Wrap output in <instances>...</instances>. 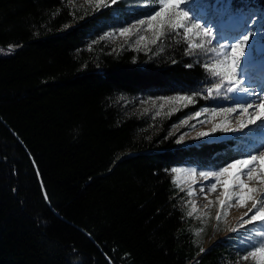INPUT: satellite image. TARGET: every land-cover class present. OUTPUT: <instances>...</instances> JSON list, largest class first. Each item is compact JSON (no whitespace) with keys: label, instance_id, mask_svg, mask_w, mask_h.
Listing matches in <instances>:
<instances>
[{"label":"trees","instance_id":"16d2710c","mask_svg":"<svg viewBox=\"0 0 264 264\" xmlns=\"http://www.w3.org/2000/svg\"><path fill=\"white\" fill-rule=\"evenodd\" d=\"M125 4L78 15L63 0H0V264H232L238 257L228 238L195 246L169 171L221 167L243 156L237 139L183 145L165 129L149 137L145 120L117 102L120 94L199 95L210 83L204 63L175 47L147 57L85 49L109 23L158 9ZM250 6L261 12L264 0H230L227 12Z\"/></svg>","mask_w":264,"mask_h":264},{"label":"rangeland","instance_id":"374dc122","mask_svg":"<svg viewBox=\"0 0 264 264\" xmlns=\"http://www.w3.org/2000/svg\"><path fill=\"white\" fill-rule=\"evenodd\" d=\"M63 1L75 14L85 15L108 3L110 4L112 0H101L99 6L97 0ZM123 1L126 3L125 7L128 8L151 3V0ZM229 1L214 0L210 4L208 0H196V3L192 4V0H183L180 4L181 9H187L191 5L192 10L202 17L198 21L201 24V29L193 30L187 39L184 37V28L175 30L165 26L163 30H160L157 25L154 29L149 30L147 26L148 17L145 16L130 22L122 20L123 24L119 26L109 23L103 32L91 34L86 39L85 49L91 55H97L101 52L114 53L121 50H132L147 57L175 47L192 60L201 61L205 64L218 62L223 59V56L217 57L215 53H212L210 60L202 48L189 49V43L200 44L202 38L206 39L202 32L204 27L212 26L214 38L219 36L231 39V34L238 30H242L243 34H248L250 42L253 39L257 41L256 47L254 53L248 57L246 76L238 79L236 89L232 93L227 92L226 81L222 82L221 90L217 93L215 84L221 83L220 78H213L208 73L210 83L199 95L174 94L152 97L143 94L137 96L120 94L117 97L122 113L145 120L144 131L149 137H153L165 129V137L174 135L177 143L188 145L227 135L234 137L235 134H239V136L236 135L238 146H241L240 149L243 153L240 158H246L248 154L264 152V121H257L256 124L247 125L243 128L238 124L239 119H247V116L241 117L239 115L242 107L247 106L250 102L253 103V108L250 109L249 114H254L257 100L264 101V39L257 35L258 32L264 31V10L258 12L256 7L250 6L249 12H243L239 9L231 15L226 11ZM172 2L175 3V0ZM141 19L145 20L143 26L139 24ZM124 27L131 29L127 36L120 35ZM209 89L212 91L209 92ZM180 96H190L192 99L191 101H181L178 99ZM197 104L203 106L192 110V107ZM229 108H235L237 111L226 112L225 109ZM197 111L201 113L199 117L195 116ZM214 112L217 114L213 115ZM225 123L230 129L229 131L218 128L216 132H212L214 125H224ZM201 132H207L209 135L202 137L200 136ZM228 163L221 167L227 166ZM261 166L264 167V161H261ZM174 167L180 168L182 171L179 173L171 172ZM221 167L183 164L173 166L169 171L176 188L182 192L183 205L187 208V215L192 219L191 227L195 246L203 250L218 239L228 238L231 239L230 242L238 255L237 259L231 260L230 263H254L251 259L243 260L240 253H244L252 244L260 242L261 238L256 237L255 233L264 230V223H241V218L249 219L251 214L248 213V210L252 207V200L259 201L261 195L264 194V185L259 184L257 180L249 181L246 175L242 176L243 182L248 187L256 188L257 191L251 194V199H247L244 205L240 206L234 199L235 196L239 195V189L237 187L230 188L234 182L230 181L229 177L235 173L234 169L220 178V183L217 184L214 191L211 190V184L215 183V178L205 179L199 174L201 171H219ZM226 188H230L233 199L227 200L222 196ZM189 190H191V196L188 195ZM220 201H223V204Z\"/></svg>","mask_w":264,"mask_h":264},{"label":"snow or ice","instance_id":"6c2138e0","mask_svg":"<svg viewBox=\"0 0 264 264\" xmlns=\"http://www.w3.org/2000/svg\"><path fill=\"white\" fill-rule=\"evenodd\" d=\"M116 0H112L115 3ZM183 0H151V5H158V10L149 11L146 13L147 26L149 30L154 29L155 26H159L160 30H163L165 26L169 29H181L184 28V37L188 38V35L193 30L201 29V24L198 22L202 17L192 10V6L189 5L187 9H181L180 4ZM98 6L101 0H97ZM196 0H192V4H195ZM150 6L148 4L145 5ZM139 24L143 26L145 20L141 19ZM131 32L129 27H124L120 32L121 36H127ZM203 37L200 44L189 43V49L202 48L205 54L209 56L211 60V54L215 53L217 57L223 56L222 60L218 62H208L204 64L207 72L210 73L211 77H219L221 83L215 84V91L219 93L222 87V82H227V92L232 93L236 89L237 81L239 78L246 76V68L249 63L248 57H250L255 50L257 41L253 39L250 42V36L243 34L242 30L234 31L231 34V39H225L222 37H215L212 31V26L208 25L202 29ZM257 35L264 39V31L258 32ZM144 39V37H141ZM247 49V52H246ZM212 89H209L211 92ZM181 101L189 100L190 96L178 97ZM253 108V103H248L240 109L239 115L241 117L247 116V119H239L238 124L241 128L247 125L256 124L257 121H264V101L257 100L255 104L254 114H249L250 109ZM226 112H236L235 108L225 109ZM217 113H213L216 115ZM201 113L197 111L196 117H199ZM218 128H223L224 131H229L226 123L224 125H214L212 132H216ZM209 133L201 132L200 136H208ZM261 161H264V152L259 154H248L246 158L236 159L234 162H230L227 166L221 167L219 171H201L199 174L201 177L208 179L209 177L215 178V183L211 184V190L214 191L220 178L229 173L230 170L234 169L235 173L229 177V180L234 182L231 187H237L239 189V195L235 196L236 203L243 206L247 199H251V194L256 192V188L248 187L242 180V176L246 175L249 181L257 180L261 185H264V167L261 166ZM182 170L180 168H172L171 172L179 173ZM230 188H226L222 193L225 199L231 200L233 197L230 194ZM188 195L191 196V190ZM223 204V201H220ZM264 194L261 195L259 201L252 200V207L248 210V220L241 218V223L251 224L253 222L264 223ZM247 215V214H246ZM256 237L261 238L258 244H252L250 248L246 249L244 253H240L241 258L245 261L251 259L254 264H264V230L256 231ZM203 251V250H202Z\"/></svg>","mask_w":264,"mask_h":264},{"label":"bare ground","instance_id":"6f19581e","mask_svg":"<svg viewBox=\"0 0 264 264\" xmlns=\"http://www.w3.org/2000/svg\"><path fill=\"white\" fill-rule=\"evenodd\" d=\"M258 64V63H257ZM199 193H201V192H199Z\"/></svg>","mask_w":264,"mask_h":264}]
</instances>
